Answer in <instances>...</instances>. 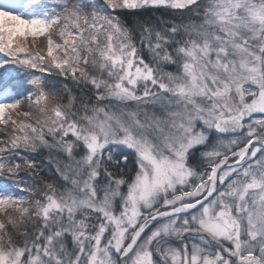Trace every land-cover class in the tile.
Segmentation results:
<instances>
[{
	"label": "snow or ice",
	"instance_id": "6c2138e0",
	"mask_svg": "<svg viewBox=\"0 0 264 264\" xmlns=\"http://www.w3.org/2000/svg\"><path fill=\"white\" fill-rule=\"evenodd\" d=\"M0 54V264H264V0H0Z\"/></svg>",
	"mask_w": 264,
	"mask_h": 264
},
{
	"label": "trees",
	"instance_id": "16d2710c",
	"mask_svg": "<svg viewBox=\"0 0 264 264\" xmlns=\"http://www.w3.org/2000/svg\"><path fill=\"white\" fill-rule=\"evenodd\" d=\"M122 19L129 22L130 24L134 23L137 20H147L152 22L153 24H158L159 21H172L175 20L179 22L181 19L186 18L189 13L181 12L179 10H171L164 7L159 8H145V9H133V10H126L120 13ZM142 55H144L145 59L148 60L150 54L148 53L147 49H143ZM70 87H73L71 81L68 82ZM77 94H80L77 92ZM47 150H44L39 153L32 154V159L36 160L40 167L43 169V174L46 176H51L52 171L50 166L47 164ZM132 161V159L130 158ZM130 167L132 166V162L130 163ZM127 168L129 165L126 166ZM133 168L135 166H132ZM27 178V177H25Z\"/></svg>",
	"mask_w": 264,
	"mask_h": 264
},
{
	"label": "rangeland",
	"instance_id": "374dc122",
	"mask_svg": "<svg viewBox=\"0 0 264 264\" xmlns=\"http://www.w3.org/2000/svg\"><path fill=\"white\" fill-rule=\"evenodd\" d=\"M186 13H187V12H186ZM0 55H2V54H0ZM149 57H150V56H149ZM149 59H150V58H149ZM149 59H148V60H149ZM166 70H167V71H173V72H174V71H176V68L173 66V67H168ZM79 155H80V153L78 152V153H77V156H79ZM130 158H131V157H130ZM131 159H132V161L129 160V162H128V164H127V165H129V167H128L129 169L133 168L132 166H135L134 158H131ZM131 162H132V166L130 167V165H131L130 163H131Z\"/></svg>",
	"mask_w": 264,
	"mask_h": 264
},
{
	"label": "flooded vegetation",
	"instance_id": "af4514ba",
	"mask_svg": "<svg viewBox=\"0 0 264 264\" xmlns=\"http://www.w3.org/2000/svg\"><path fill=\"white\" fill-rule=\"evenodd\" d=\"M254 118H261V117H260L259 115H256ZM229 138H230V137H227V136H226V137H224V139H225V140H227V139H229ZM212 139H213V142H214V141L216 140V137H215V136H213V138H212ZM196 155L198 156V155H199V153L197 152V154H196Z\"/></svg>",
	"mask_w": 264,
	"mask_h": 264
},
{
	"label": "water",
	"instance_id": "95a60500",
	"mask_svg": "<svg viewBox=\"0 0 264 264\" xmlns=\"http://www.w3.org/2000/svg\"><path fill=\"white\" fill-rule=\"evenodd\" d=\"M256 115H259V114H256Z\"/></svg>",
	"mask_w": 264,
	"mask_h": 264
}]
</instances>
